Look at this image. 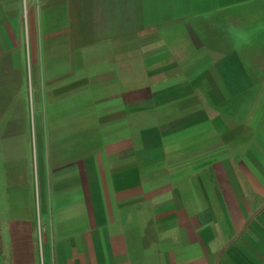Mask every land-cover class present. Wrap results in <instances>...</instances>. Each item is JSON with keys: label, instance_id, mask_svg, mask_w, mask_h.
Returning <instances> with one entry per match:
<instances>
[{"label": "crops", "instance_id": "obj_1", "mask_svg": "<svg viewBox=\"0 0 264 264\" xmlns=\"http://www.w3.org/2000/svg\"><path fill=\"white\" fill-rule=\"evenodd\" d=\"M0 264H264V0H0Z\"/></svg>", "mask_w": 264, "mask_h": 264}, {"label": "rangeland", "instance_id": "obj_2", "mask_svg": "<svg viewBox=\"0 0 264 264\" xmlns=\"http://www.w3.org/2000/svg\"><path fill=\"white\" fill-rule=\"evenodd\" d=\"M24 25H25V31L27 32V19H26V16L24 15Z\"/></svg>", "mask_w": 264, "mask_h": 264}]
</instances>
